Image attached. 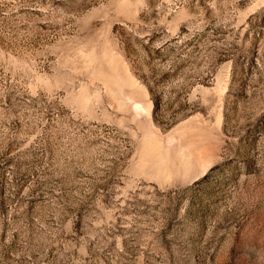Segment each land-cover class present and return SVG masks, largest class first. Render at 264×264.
I'll list each match as a JSON object with an SVG mask.
<instances>
[{
    "label": "rangeland",
    "instance_id": "rangeland-1",
    "mask_svg": "<svg viewBox=\"0 0 264 264\" xmlns=\"http://www.w3.org/2000/svg\"><path fill=\"white\" fill-rule=\"evenodd\" d=\"M0 264H264V0H0Z\"/></svg>",
    "mask_w": 264,
    "mask_h": 264
}]
</instances>
